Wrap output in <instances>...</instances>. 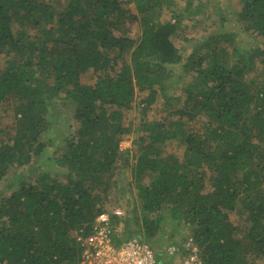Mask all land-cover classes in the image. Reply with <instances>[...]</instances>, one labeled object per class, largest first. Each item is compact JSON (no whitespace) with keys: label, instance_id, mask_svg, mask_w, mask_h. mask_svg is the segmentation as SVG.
I'll use <instances>...</instances> for the list:
<instances>
[{"label":"trees","instance_id":"obj_1","mask_svg":"<svg viewBox=\"0 0 264 264\" xmlns=\"http://www.w3.org/2000/svg\"><path fill=\"white\" fill-rule=\"evenodd\" d=\"M240 2L239 19L264 40V0ZM164 4L0 0V53H8L0 105L16 117L15 133L0 146V185L11 165L46 149L43 133L56 100H72L78 122L56 159L67 180L43 172L0 201V264H79L82 240L125 168L144 211L142 226L125 221V236L151 241L164 217L152 213L166 207L193 229L204 264L264 258V73L256 66L258 57L264 67V41L232 56L224 39L230 34L210 35L183 63L196 80L174 97L170 67L183 60L174 42L183 16L163 18ZM130 19L140 23L136 38L128 34ZM90 70L97 80L85 84ZM137 87L147 91L140 104L162 96L167 114L140 123L134 151L121 147L131 131L122 118ZM199 115L206 118L201 127L191 123ZM171 144L185 148L183 159ZM242 195L245 219L233 225L230 211Z\"/></svg>","mask_w":264,"mask_h":264},{"label":"rangeland","instance_id":"obj_2","mask_svg":"<svg viewBox=\"0 0 264 264\" xmlns=\"http://www.w3.org/2000/svg\"><path fill=\"white\" fill-rule=\"evenodd\" d=\"M164 1L165 4L161 12L163 18L168 19L179 13L183 16L179 30L180 35L178 34L174 38V42L183 60L170 67L173 70V77L169 79V92L174 97L183 94L184 87L190 80H196L197 73L192 72V74H188V71H184L183 69V63L194 50H197L202 43H205L210 35L223 34L225 37L226 34H230L228 40L226 37L224 39L228 41V45L230 44V55L232 56L239 54L234 50L249 52L257 48L264 41L263 37L256 30L247 29L245 22L239 19L238 12L242 7L240 0ZM128 6L133 11H136L133 3L128 4ZM173 11L174 13H172ZM128 28V34L135 38L141 33L140 23L135 19L129 20ZM200 49L202 48L198 50ZM7 59V52L0 53V67L6 65ZM259 59L257 57L256 60L258 61H256V66L258 73L261 74L264 73V67ZM96 76L97 74L93 70H90L82 75V81L85 84H92L97 80ZM136 92L137 99L133 107L124 110V116L122 118V123L130 127L131 131L124 135L121 141L122 148H129L134 151L140 145L139 136L142 134L141 129H138L141 125L140 123L145 122V119L150 121L159 120L167 114L163 111L165 100L162 96H159L153 104L146 105L140 104V100L144 98L147 91L142 92L137 87ZM75 108V103L70 99L60 98L55 101L54 105L51 106L50 114L48 113V119L51 120L52 125L43 133V139L48 143L46 149L40 156L34 155L32 161L23 166L14 163L9 167V171L0 185V201L13 191L21 188L22 184L34 183L39 178V174L43 172H48L51 177H55L58 180H67V167L62 164L60 165L56 159L61 154L63 149L61 147H64L66 140L78 126V122L74 116ZM144 114H146V117ZM205 120L204 115H199L191 120V123H195L198 127H201ZM15 124L16 117L14 110L5 109L0 105V146L6 138L11 137L15 133ZM171 146H173L174 152L180 158L183 159L185 157V148L183 146L177 144H171ZM117 179L118 184L111 190L105 204L108 206L111 205L112 207L117 205L124 207L127 217L124 220L123 227L125 226L126 220L134 226H142L144 222V211L142 202L138 197V188L132 179L130 170L127 168L123 169L118 174ZM243 197L242 195L236 209L230 211V220L233 225L241 224L245 219L246 213L243 214L242 212ZM157 214H163L164 217L161 222V230L156 236L151 238V241L161 252H163L170 242L180 243L189 236H193V229L190 225L185 224V222L178 224L177 221L170 217V210L166 207L152 213V215ZM251 257H253V254ZM248 263L250 264L251 260ZM256 264H264V258L256 259Z\"/></svg>","mask_w":264,"mask_h":264},{"label":"built area","instance_id":"obj_3","mask_svg":"<svg viewBox=\"0 0 264 264\" xmlns=\"http://www.w3.org/2000/svg\"><path fill=\"white\" fill-rule=\"evenodd\" d=\"M126 210L106 208L96 217L90 235L82 240L79 264H204L194 236L170 242L161 252L152 241L122 233Z\"/></svg>","mask_w":264,"mask_h":264}]
</instances>
